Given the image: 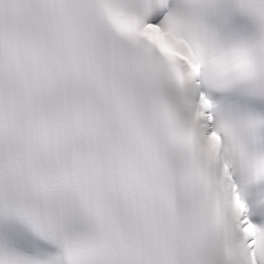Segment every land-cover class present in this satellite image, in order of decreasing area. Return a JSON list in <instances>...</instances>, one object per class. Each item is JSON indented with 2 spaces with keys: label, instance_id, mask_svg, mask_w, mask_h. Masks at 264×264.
<instances>
[{
  "label": "snow or ice",
  "instance_id": "1",
  "mask_svg": "<svg viewBox=\"0 0 264 264\" xmlns=\"http://www.w3.org/2000/svg\"><path fill=\"white\" fill-rule=\"evenodd\" d=\"M0 264H264V0H0Z\"/></svg>",
  "mask_w": 264,
  "mask_h": 264
}]
</instances>
